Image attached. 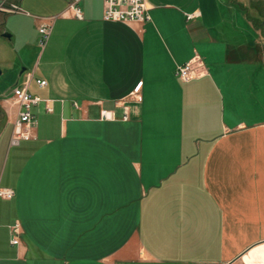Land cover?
Returning a JSON list of instances; mask_svg holds the SVG:
<instances>
[{
    "label": "crops",
    "instance_id": "obj_1",
    "mask_svg": "<svg viewBox=\"0 0 264 264\" xmlns=\"http://www.w3.org/2000/svg\"><path fill=\"white\" fill-rule=\"evenodd\" d=\"M3 1L0 264H264V59L222 9L246 6L146 0L150 19L124 22L104 0H80L82 18ZM13 84L42 99L18 145Z\"/></svg>",
    "mask_w": 264,
    "mask_h": 264
},
{
    "label": "built area",
    "instance_id": "obj_2",
    "mask_svg": "<svg viewBox=\"0 0 264 264\" xmlns=\"http://www.w3.org/2000/svg\"><path fill=\"white\" fill-rule=\"evenodd\" d=\"M68 8L73 12L77 18H82V9L79 6L80 0H67ZM18 6H14L16 9ZM55 16L49 17L45 23L39 27L40 43L45 46L52 31ZM104 19L111 21L124 22H145L150 19L149 8L146 0H104ZM193 66L191 62H187L178 66L176 75L182 80L191 79ZM40 86H45L47 81L44 79H37ZM14 99L22 106L19 111L18 118L15 121V126L11 138V144L18 145L22 139H29L33 137L32 130L36 125V117L33 111L34 106L42 101V99L31 94L27 89V84L24 86L16 85L13 88ZM111 113L103 111L102 118H110ZM128 118L127 114L124 116ZM15 192L12 189H0V196L4 198H12ZM15 234L12 243L19 244L18 234L20 233V224L16 223L12 226Z\"/></svg>",
    "mask_w": 264,
    "mask_h": 264
},
{
    "label": "rangeland",
    "instance_id": "obj_3",
    "mask_svg": "<svg viewBox=\"0 0 264 264\" xmlns=\"http://www.w3.org/2000/svg\"><path fill=\"white\" fill-rule=\"evenodd\" d=\"M237 1L242 2L246 6L243 8L241 5L235 6L234 10L238 13L237 16L234 10L231 11L226 7L227 4H222V9L225 11L227 10V12H225V15L229 14V16H231V19L234 18L236 25L243 26L242 30H246L247 37L248 35H251L254 40L257 39V41L261 42L257 46L259 47V53L257 54L256 58L264 59V0H237ZM240 11H244L245 13L243 14ZM257 29L260 30L261 32L258 33ZM230 30H233L232 26H230ZM237 30H240V28L237 27ZM236 33L237 34H234V32H230V34H227V36L225 37V42L226 41L234 42L240 40L241 37L245 35L244 33L242 34L239 31H237ZM12 87H14V84L12 85Z\"/></svg>",
    "mask_w": 264,
    "mask_h": 264
},
{
    "label": "water",
    "instance_id": "obj_4",
    "mask_svg": "<svg viewBox=\"0 0 264 264\" xmlns=\"http://www.w3.org/2000/svg\"><path fill=\"white\" fill-rule=\"evenodd\" d=\"M0 3H2L4 6H6V3L3 1V0H0ZM6 36L7 35H9V34H5ZM1 73H2V70H1V68H0V75H1Z\"/></svg>",
    "mask_w": 264,
    "mask_h": 264
}]
</instances>
